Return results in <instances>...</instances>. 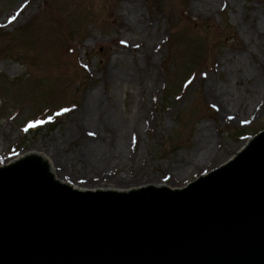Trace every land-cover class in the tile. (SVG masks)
I'll list each match as a JSON object with an SVG mask.
<instances>
[{
	"label": "rangeland",
	"instance_id": "rangeland-1",
	"mask_svg": "<svg viewBox=\"0 0 264 264\" xmlns=\"http://www.w3.org/2000/svg\"><path fill=\"white\" fill-rule=\"evenodd\" d=\"M21 1L0 0V17ZM228 1V6L220 3L212 15L197 16L188 10L187 0H34L24 21L15 22L17 17L9 24L0 21V169L22 156L37 153L48 158V154L63 160L57 172L64 184L128 193L159 184L180 190L226 163L264 131V81L256 102L241 86L240 94L249 101L245 100V113L235 117L220 115V109L206 98L210 80L225 81L228 73L222 62L229 55L239 58L243 71L257 69L259 79H264V53L252 43L257 36L249 28V34L243 32L253 18L251 5L264 17V0H237L232 9ZM132 4L139 7L141 18L153 23L142 36L128 34L120 23L123 8ZM156 26L164 43L153 64L131 53L125 56L124 51L131 48H121L122 39L129 37L134 45L141 37H152ZM116 56H125L116 70L133 76L124 83L105 85L103 70ZM154 78L156 84H152ZM94 90H99L105 104L115 107L112 110L119 119L129 120L126 151L135 146L132 154L139 152L133 157L138 160L133 174L109 170L103 176L101 166H92L85 153L86 134L71 128L74 132L68 137L76 120L72 115ZM136 124L137 140L131 129ZM200 129L210 130L216 156L167 178L176 162L196 148ZM86 165L91 169L84 171ZM119 176L126 181H116Z\"/></svg>",
	"mask_w": 264,
	"mask_h": 264
},
{
	"label": "water",
	"instance_id": "water-1",
	"mask_svg": "<svg viewBox=\"0 0 264 264\" xmlns=\"http://www.w3.org/2000/svg\"><path fill=\"white\" fill-rule=\"evenodd\" d=\"M240 151L183 190L128 193L22 158L0 169V264H264V132Z\"/></svg>",
	"mask_w": 264,
	"mask_h": 264
},
{
	"label": "bare ground",
	"instance_id": "bare-ground-1",
	"mask_svg": "<svg viewBox=\"0 0 264 264\" xmlns=\"http://www.w3.org/2000/svg\"><path fill=\"white\" fill-rule=\"evenodd\" d=\"M33 1H21L16 8L5 11L6 13H4L3 17H0V21L7 22L9 24L10 22H13V18L16 17L17 20L15 22L24 21L31 13ZM236 1L237 0H231V9L236 5ZM220 3L226 7L228 6L229 1L187 0V7L190 13L193 15L206 16L214 14L218 9L217 7H219L218 5H221ZM250 9L253 10V18L249 22L250 24L246 23V25L243 27V32L249 34V30H247V28H249L252 33L256 34L257 41L256 43H252H254V45L260 52L264 53V17H259V15H257L258 10L256 8H253L252 5L250 6ZM139 11V7L132 4L131 7L125 6L121 15L122 19L120 23H122L124 30H126L125 32L130 31V33L128 34H132V36H140L144 29L149 32L151 31V28H153L152 21L147 19L144 20L143 18H141L142 13H140ZM232 11L235 13L234 10ZM147 38L149 39H142L141 37L138 42L134 43V45H131V43L129 42V37H125L120 41L119 45L124 49L131 48L129 52L123 50L125 56L131 53L132 55L134 54L140 56L141 59H144L148 63L153 64V61L157 57V54L162 51L164 43L163 33L160 32L159 26H156L152 37L151 35H149ZM125 56L114 57V60H112V62L105 67L102 75L103 83L105 85H107L109 82L124 83L128 81L129 77L131 78L133 76L132 73L118 72L116 70V65L118 64L119 60ZM262 56L263 57L261 63L262 67L264 68V55ZM222 65L225 72L228 73V75L225 77V81L217 84L213 80H210L206 87L205 93L206 98L208 99V103H210L211 106L220 109V115L223 114L225 118H230L235 117V114L237 115L240 113H245L247 109L245 106L246 99H243V96L239 92L241 86L252 99L250 101L256 102V97L259 94L261 82H263L264 79H259L257 69L251 68L243 71L242 63L240 62L239 58L236 59L234 55H229L228 57H226L222 62ZM220 67L221 64H218V68L216 70L219 71ZM233 72H235V74H233ZM233 75L234 77H232ZM150 78L151 76H149L148 74V78L146 80L148 84L151 81ZM188 78H190V76L184 80L183 84L188 81ZM232 78H234V80H232ZM157 81V78H154V82L152 84H156ZM246 101L248 102L249 100ZM113 108L115 109L112 104H105L102 96L99 93V90H94L93 92L86 94L84 96L82 105L78 107L72 115V117L76 120L74 121L72 127L70 126V129L68 130V137H71L74 130L80 133V135L84 136V133L86 134L88 138H86V136L85 138L88 140L85 146V153L89 156V158H91L90 164L92 166L94 164L96 166H101V172L103 173V176H108L110 174L109 170H118L123 173L133 174L134 170H136L138 166V160L133 157L139 152H137L136 149V152H133L134 154H132V150L135 151V146H131V150L127 148L126 151V147L128 144L124 139V134L128 127H130L129 120H122L121 118L120 120L118 118L117 111H113ZM137 124L136 126L131 127V129H134L133 139L135 140H137V138L139 137L137 135ZM71 128H74V130H71ZM211 136L212 134L210 133V130H207L203 133V129H200L196 148L191 152L188 158L178 160L174 165V171L168 173L166 177L169 179L176 178L179 174H182L189 169L201 166V164L206 161L207 158L208 162L211 157H215L216 155H214V150L211 145ZM60 145L61 144L57 146ZM54 151L57 153L55 147ZM31 155L41 156L37 153H32ZM27 156L28 155L22 156L21 158ZM46 156L49 159L45 156L41 157L49 162V170L53 175L55 174L54 179L62 181L63 177L57 172V169L60 167V164H58V162L61 163L62 159L57 160L53 157H50L48 154ZM207 162H205V164ZM83 164L85 165V163ZM87 167L88 166L86 165L84 171H87ZM82 169L83 167L81 168V170ZM88 169L90 170L91 168L88 167ZM77 170L78 172H80L79 169ZM78 178L79 177H77V179ZM132 179L133 177L130 178L129 182ZM115 180L126 181L122 176H119ZM139 180L142 181L143 178H139ZM159 185H156L155 187L169 188L167 186ZM74 187L82 190L86 189L79 186ZM147 187V185H143L140 186L139 189H145ZM121 191L125 190H116V192L119 193H122Z\"/></svg>",
	"mask_w": 264,
	"mask_h": 264
},
{
	"label": "snow or ice",
	"instance_id": "snow-or-ice-1",
	"mask_svg": "<svg viewBox=\"0 0 264 264\" xmlns=\"http://www.w3.org/2000/svg\"><path fill=\"white\" fill-rule=\"evenodd\" d=\"M13 19H15V18H13ZM34 126H35V125H33V124H29V125H28V127H34ZM24 130L27 131L28 129L25 128ZM90 135H91V133H90Z\"/></svg>",
	"mask_w": 264,
	"mask_h": 264
}]
</instances>
